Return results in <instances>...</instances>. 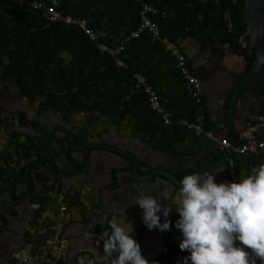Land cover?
Listing matches in <instances>:
<instances>
[{"label":"trees","instance_id":"obj_1","mask_svg":"<svg viewBox=\"0 0 264 264\" xmlns=\"http://www.w3.org/2000/svg\"><path fill=\"white\" fill-rule=\"evenodd\" d=\"M35 1L53 6L54 0H26ZM56 1L57 10L63 15L85 20L98 41L90 39L75 24L50 22L45 12L36 11L27 3L0 0V79L19 87L31 104L39 105L41 113L49 109L65 115L92 113L116 125L130 124L134 131L146 134L154 147L174 154L177 146L197 139V134L185 127L183 121L195 122L197 115L203 113L204 129L211 127L206 96L203 104L197 103L192 87L177 67V57L149 34L132 36L141 25L138 3L132 0ZM146 1L167 10V16H156L153 20L160 25L161 36L177 45L187 39L209 44L233 41L248 33L245 0ZM122 43L124 51L117 56L102 53L99 48L102 44L116 50ZM244 55L252 65L254 56L248 50ZM117 60L123 61L126 67H119ZM188 67L195 74L189 59ZM137 74L145 76L149 86L158 93L162 105L172 113L173 125L166 126L151 109L145 92L136 87ZM7 135L10 139L5 151L0 153V183L4 182L24 145L27 142L34 145L30 135L18 132ZM23 137L26 140L21 142ZM237 139L238 135L233 142H238ZM231 157L239 179L250 174L254 166L264 163V153ZM64 201L68 202L69 197ZM50 203L51 199H47L39 204L33 221L35 232L27 234V242L33 246H46L55 235L56 221L48 216L43 218ZM73 205L80 207L76 201ZM257 264L264 261L257 258Z\"/></svg>","mask_w":264,"mask_h":264},{"label":"water","instance_id":"obj_2","mask_svg":"<svg viewBox=\"0 0 264 264\" xmlns=\"http://www.w3.org/2000/svg\"><path fill=\"white\" fill-rule=\"evenodd\" d=\"M245 15L249 25L246 37L247 43L245 47L240 45L239 52L233 51L238 39L218 41L212 44L192 39L191 47L184 49L187 57L192 62L193 71L202 81L204 91L209 97V113L213 126L204 130L197 138L198 151L195 152V155L200 161V167L189 169L183 166L179 168L182 176L191 172L219 171L216 177L219 181L221 175H223L222 170L227 175V157L219 146V142L226 139V137H232L233 127L235 130H239L244 129L249 124L264 123V102H260L256 94L258 85L264 83V0H245ZM245 50H248L249 54L254 56V63L251 67L250 60L244 55ZM29 111L30 104L26 94L19 87L11 86L5 80L0 79V131L35 135V129L22 127L19 120L13 116V113L29 115ZM60 117L63 119V116ZM104 149L106 153L114 154L126 162L123 167H112L118 173L110 183L104 186L108 194H112L115 187L122 185V179L126 180L129 177L138 182L139 185L154 183L157 184L158 188L169 185L172 192L177 191L180 187L178 172H174L172 168L166 169L155 166L149 155L142 156L130 149L125 150L116 147H106ZM89 154L90 150L87 149V155ZM216 158H218L217 161ZM102 163L103 167H108L111 164V159H102ZM181 169L187 170L181 172ZM25 179L24 184L28 190V195L24 192L23 196L28 198L29 195L38 193L39 179L35 178V174H30V170H28ZM81 182L82 180L79 179L72 187L79 186ZM2 190L5 191V188ZM121 204L120 207L128 206L125 203ZM128 208L126 212H128L130 221L134 225V232H139L141 220L137 216L138 211L130 206ZM93 211L90 222L88 224L81 223L85 232L83 231L81 238L77 241V248L80 251L86 250L85 243L93 239L98 240L99 246L103 249V241H100L99 238L100 234L109 227L108 221L113 215L123 216L124 214V212L115 210L112 204L106 202L99 210L95 207ZM17 218L24 220L20 215ZM4 220L7 221V225ZM4 220L0 217V264H9V259L21 248L14 247L8 242L9 236L15 230L7 216ZM25 223L27 227L28 223L26 221ZM66 227V225H63L62 233ZM25 229L19 232L20 235H17L22 241L24 240ZM6 230L7 233H5ZM74 240L67 241L62 234L58 239L65 246V250L72 249ZM78 249H76L77 254L80 253ZM2 252L6 254L3 257L1 256ZM73 257L77 258L74 254Z\"/></svg>","mask_w":264,"mask_h":264},{"label":"clouds","instance_id":"obj_3","mask_svg":"<svg viewBox=\"0 0 264 264\" xmlns=\"http://www.w3.org/2000/svg\"><path fill=\"white\" fill-rule=\"evenodd\" d=\"M218 174L191 172L180 180L177 191L160 192L169 204L155 195L140 194L127 208L139 205L144 225L149 230L165 231L172 227L168 217L172 206H177L175 227L182 234L179 248L189 253L183 264H257V258L264 261V163L239 180L217 181ZM108 225L99 238L109 264H158L142 254L140 243L131 235L135 229L126 220L125 211L123 216L113 215Z\"/></svg>","mask_w":264,"mask_h":264},{"label":"flooded vegetation","instance_id":"obj_4","mask_svg":"<svg viewBox=\"0 0 264 264\" xmlns=\"http://www.w3.org/2000/svg\"><path fill=\"white\" fill-rule=\"evenodd\" d=\"M190 46L191 43L188 47ZM239 50L240 44L237 43L233 51L239 52ZM190 64L192 65L191 61ZM8 84L14 86L10 82ZM257 90L258 100L264 102V83L259 84ZM29 104V115L13 113V116L19 120L22 127L36 130L35 135H30L34 138V145H29V142L24 145L21 154L16 157V162L12 163L7 171L4 182L0 183V217L4 220L7 216L13 227L16 222L26 225V221L28 225L25 229V235L34 231L33 221L39 211L40 203L47 199L53 200L54 197H70L73 190L69 187L79 179L87 183L98 180L103 181L105 184L113 180V177L118 173L113 168L123 167L126 162L114 154L106 153L104 148L127 149V141L119 132L123 128L122 125L113 124L106 118L96 117L77 123L75 119L71 118L73 115H65L51 109L41 113L39 105L35 107V104L30 102ZM60 116H63V119ZM78 116L80 114L76 115V117ZM25 140L23 137L21 142ZM146 141L154 147L148 138H146ZM87 149L90 150L89 155H87ZM108 158L111 159L110 166L103 167L102 159ZM197 158L193 156L185 167L194 166L198 162L196 161ZM215 160L217 161L218 158ZM181 167L180 165H178V168L169 167L174 172H178L177 175L180 180L183 178L179 172ZM226 167V172H228V159ZM28 170H30V174H35V178L39 179L38 181L42 185L39 184L41 186L38 187V193L31 194L26 198L23 193L26 192V195H28V190L24 184ZM186 170L181 169V172ZM221 173L223 175H221L219 181L224 180L226 177L223 170ZM12 180L13 185L11 184ZM3 188H5V191L2 190ZM41 193L45 194L42 195ZM17 194L20 195L17 197ZM84 195L87 196V191H84ZM19 215L24 220L18 219ZM5 224L7 225V221H5ZM7 232L6 230L5 233ZM9 237L8 242L12 245V234ZM4 255L6 254L2 252L1 256Z\"/></svg>","mask_w":264,"mask_h":264},{"label":"crops","instance_id":"obj_5","mask_svg":"<svg viewBox=\"0 0 264 264\" xmlns=\"http://www.w3.org/2000/svg\"><path fill=\"white\" fill-rule=\"evenodd\" d=\"M191 41L192 39H187L181 43V47L184 53L185 48L191 47H188L190 43L192 44ZM205 96L206 108L210 119V100L207 94ZM82 114H84L87 119H92L95 117L103 118L97 114L92 113ZM212 126L213 123L211 127ZM122 127L123 128L120 129L119 132L127 141L126 148L128 150L130 149L132 151H135L136 153L142 156L149 155L151 161L155 166H161L166 169L169 167L178 168V165H180V167L187 166L189 160L192 159L193 156L196 157L195 152H197V148H195V146L197 145V139H189L185 143H183L182 146H177L175 148L177 154H174V152L160 150L150 146L146 141L147 135L134 131L132 125L123 124ZM242 130L243 129L235 130V128L233 127L231 132L232 137H226V139L233 142L234 137L238 135L237 140L239 141V136ZM0 134L3 133L0 132ZM16 157L14 158L15 162ZM196 161H198V158L196 159ZM192 167H200V161H198ZM192 167H190L189 169H191ZM227 175H225L226 177L224 180H227ZM129 179H131V177L126 180L122 179V185L119 187H115V190L112 194H108L107 190L104 188L105 183H103V181L95 180L96 182L92 181L90 183L82 181L81 184L79 186H75V188H72L74 184L71 185L69 189L73 191H71L72 195L70 194L69 201L65 202L64 197H54L53 200H51L49 206L47 207V212L43 216V218L48 216L51 220L56 221L57 223L55 226V235L52 241H50V244H47L46 246L42 247L33 246L32 243L27 242V235H25V231L24 240L22 241L17 235H20L19 232L24 230L26 228V225H22L20 222H16L14 226L15 231L12 234V246L19 247L21 249L16 251L15 254L24 255L28 252L36 254L38 258L35 264H109V259H106L105 253L103 249L99 246L98 240H88L85 243V247L87 248L86 250L80 251L77 248V241L79 238H81L80 236L83 234L84 231V226H82L81 223L88 224L90 222L94 213L93 209L96 207L99 210L106 202L110 205L112 204L114 206V209L117 211H125L126 220L130 221L128 212H126L129 208L120 207V204L125 203V205H129L134 201L135 197L140 194L155 195L160 198L166 205L169 204V200L167 198L160 197L159 195L160 192L164 189H169V185H166L165 187L162 186V188H158L156 186L157 184L154 183H152L151 185H139L138 182L134 181L133 179ZM41 185H38V187ZM84 191H87V196L84 195ZM41 194L44 195L45 193ZM73 201L79 202L80 207L74 206ZM53 204L57 205V210L55 208L54 210H52ZM62 207H67V211L62 212ZM130 207L135 208L138 211L137 216L141 220L140 231L133 232L131 233V235H134L133 237L140 243L142 254L149 261H152L156 258L168 257L172 255L175 250L180 249L179 243L182 238V234L180 230L175 227V221L179 218V213L176 210L177 206H172V211L170 212L168 217V219L173 222L172 227L170 228V230L165 231L149 230L146 225H144V223L142 222V209L139 207V205L133 204L130 205ZM163 220L164 217L161 216V222H163ZM63 225H66L67 227L62 233ZM34 232L35 231H33L32 233ZM61 234L67 241H72L75 239L72 249L65 250V246H63L62 243L58 241L59 236ZM76 249H78V251L80 252L79 254L76 253ZM73 254L76 255L77 258H74ZM9 261L11 262V258L9 259Z\"/></svg>","mask_w":264,"mask_h":264},{"label":"built area","instance_id":"obj_6","mask_svg":"<svg viewBox=\"0 0 264 264\" xmlns=\"http://www.w3.org/2000/svg\"><path fill=\"white\" fill-rule=\"evenodd\" d=\"M10 2H17L21 4H29L36 11H43L47 15V18L52 23H65L67 25H77L86 35L89 36L93 41H98L97 35L88 27V24L85 20L75 19L71 16H65L60 11L57 10L56 4L57 1H53V6H49L44 2H26V0H8ZM138 3L141 6V25L135 31L132 36L134 38H139L143 34H149L154 41L161 42L164 44L168 51H170L178 59L177 67L181 70L184 79L188 81L192 87V95L196 99L198 104H203V98L205 95L204 87L202 81L196 74H193L191 69L188 67V59L181 45H177L170 41L166 37L161 36L160 25L153 20L156 16H167V10L160 9L150 4L146 0H132ZM246 37L242 36L238 39V43L245 47ZM99 48L102 53H109L112 56H117L120 52L124 51L123 43L116 49L112 50L107 46L99 44ZM117 65L121 68L126 67V64L117 60ZM193 70V69H192ZM136 87L145 92L148 97V102L151 109L156 112V114L162 119L163 123L166 126L173 125V116L170 111H168L160 100L158 93L148 84V81L145 76L137 74L136 75ZM206 120V116L203 113L197 115V121L188 122L183 121L182 124L187 127L189 130L194 131L197 135H200L204 132L203 123ZM219 146L224 152L225 156L228 159V179L227 180H239V175L235 168L234 161L231 156L233 155H255L259 153H264V123L258 122L256 124H249L241 131L238 142H232L228 139H224L219 142ZM62 212L67 211V207H62ZM189 253L187 250L181 251L178 250L172 255L164 258H156L152 261H157L158 264H176L177 260L181 261L183 264V258L188 256ZM36 254L28 252L24 255L13 254L11 257V262L18 260L16 264H35L37 262ZM10 262V263H11ZM151 262V261H150ZM12 264V263H11Z\"/></svg>","mask_w":264,"mask_h":264},{"label":"rangeland","instance_id":"obj_7","mask_svg":"<svg viewBox=\"0 0 264 264\" xmlns=\"http://www.w3.org/2000/svg\"><path fill=\"white\" fill-rule=\"evenodd\" d=\"M34 106L37 107L38 104H35ZM71 118L73 120L75 119V121L77 123H81V122H83V121H85L87 119L84 114H82V115H80L78 117L71 116ZM1 133H3V134H0V151L2 150L1 152H4L5 151V147L7 146V141L10 139V137L7 135V133H4V132H1ZM52 208H53L52 210H54V208L57 210V205L56 204H53V207Z\"/></svg>","mask_w":264,"mask_h":264}]
</instances>
